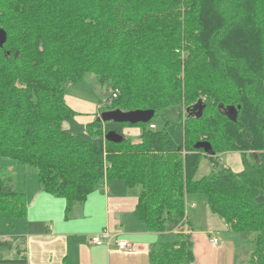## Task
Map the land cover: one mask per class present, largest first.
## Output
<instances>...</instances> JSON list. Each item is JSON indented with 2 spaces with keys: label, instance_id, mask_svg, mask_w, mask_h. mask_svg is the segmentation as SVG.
Returning a JSON list of instances; mask_svg holds the SVG:
<instances>
[{
  "label": "trees",
  "instance_id": "obj_1",
  "mask_svg": "<svg viewBox=\"0 0 264 264\" xmlns=\"http://www.w3.org/2000/svg\"><path fill=\"white\" fill-rule=\"evenodd\" d=\"M0 32V158L33 171L66 213L104 180H123L145 228L176 233L150 264L194 261L181 229L188 193L251 233L248 263L264 264V0H0ZM87 74L106 89V111L152 118L79 122L65 88ZM172 106L178 120L163 115L157 129ZM126 126L140 127L137 139ZM226 152L240 154V171L220 162ZM10 164H0V219L12 227L27 200ZM15 238H0V264H27L20 248L6 256Z\"/></svg>",
  "mask_w": 264,
  "mask_h": 264
},
{
  "label": "crops",
  "instance_id": "obj_2",
  "mask_svg": "<svg viewBox=\"0 0 264 264\" xmlns=\"http://www.w3.org/2000/svg\"><path fill=\"white\" fill-rule=\"evenodd\" d=\"M221 156H226L225 163L230 168L241 163L237 152ZM23 169L22 181L18 180V173L14 174V187L26 194V216L14 219L12 227L8 226V219H0V238L12 240L16 237L11 250L14 256L18 248L23 250L27 264H150L149 251L157 243L171 240L168 234L176 235L175 231L154 233L145 228L134 213L136 197L121 179L104 180L88 194L83 204L66 213L65 200L44 192L33 171ZM188 203L187 229L205 240L204 234L210 236L205 250L208 247L213 250V255L203 260H196L193 251L191 264H237V249L231 239L235 237L231 235L234 231L211 212L201 194L186 195V205ZM102 230L113 236L109 246L90 242L91 235ZM217 233L225 234L227 239H218ZM213 238L217 239L216 243L212 242ZM242 239L249 242L251 249L253 235H243ZM119 240L127 241L130 247L118 248L116 242Z\"/></svg>",
  "mask_w": 264,
  "mask_h": 264
},
{
  "label": "rangeland",
  "instance_id": "obj_3",
  "mask_svg": "<svg viewBox=\"0 0 264 264\" xmlns=\"http://www.w3.org/2000/svg\"><path fill=\"white\" fill-rule=\"evenodd\" d=\"M106 89H101L97 86L95 83L93 75L87 74L84 75L82 80L75 84H67L65 88V97L64 100L66 104L70 105L74 110L81 113V115L78 117L79 122L87 123L89 121H93L95 119H98L101 114L106 111L104 100L106 96ZM79 100V102H78ZM163 115L172 120L176 121L179 118V114L176 107H167L165 109H162L158 112V115L155 117V125L157 126V129H160L163 125L162 117ZM125 134L132 136V138L137 139V135L140 133V127L136 126H126L124 128ZM220 162L226 165V156H219ZM0 164L6 163L10 164L12 163L7 158H0ZM209 162L205 158L202 159L199 169V174H205L209 168ZM24 166L21 165H15L11 166L10 169L14 174L18 173V180L22 181V174H24ZM231 169L233 171H239L242 169V164H234L231 165ZM191 194V193H188ZM187 194V195H188ZM195 195V193H192ZM201 197L202 196L201 194ZM205 198V197H204ZM189 208V203L186 205V213L187 209ZM7 221L6 219H3V222ZM188 223H185L183 227V232L188 234L189 239L192 241V250L196 254V260L200 258L201 260L206 257L207 259L213 255L212 248L208 247L207 250H205L206 245L205 243L208 241V238L210 236L204 234L206 240L203 238V236L196 235V233H193L192 230H188L187 228ZM234 231V230H233ZM237 232V233H236ZM235 233V234H234ZM242 233V234H241ZM231 239L233 240V246L237 249V264H249L248 258L250 254V244L249 242L245 241L243 238L244 236L251 235L249 232H238L234 231L231 233ZM218 239H227L226 235L223 233H217L215 235ZM176 237L175 234H168V238L171 240H174ZM209 243V242H208ZM6 256L9 258L14 257V251L11 250L10 252L6 253Z\"/></svg>",
  "mask_w": 264,
  "mask_h": 264
},
{
  "label": "water",
  "instance_id": "obj_4",
  "mask_svg": "<svg viewBox=\"0 0 264 264\" xmlns=\"http://www.w3.org/2000/svg\"><path fill=\"white\" fill-rule=\"evenodd\" d=\"M3 34L0 32V45L2 41ZM152 110H132L128 112H122L119 110H108L104 111L101 114L103 120H114L116 122L121 123H130V124H137V123H146L148 122L153 116ZM204 147V153H212L211 146L209 143L204 142L202 143Z\"/></svg>",
  "mask_w": 264,
  "mask_h": 264
},
{
  "label": "built area",
  "instance_id": "obj_5",
  "mask_svg": "<svg viewBox=\"0 0 264 264\" xmlns=\"http://www.w3.org/2000/svg\"><path fill=\"white\" fill-rule=\"evenodd\" d=\"M113 96L115 97V94H113ZM150 127L154 128L155 126L153 124H151ZM112 238H113V236L107 230H102V231H99V232L92 234L90 237V242L92 244H95V245H103L104 244L106 246H109ZM212 242L216 243L217 239L213 238ZM116 244H117L118 248H121V249H125V248L130 247L128 242L125 240H119L116 242Z\"/></svg>",
  "mask_w": 264,
  "mask_h": 264
}]
</instances>
